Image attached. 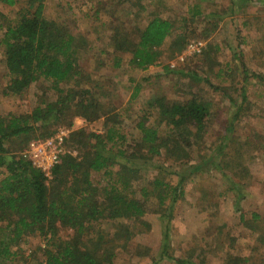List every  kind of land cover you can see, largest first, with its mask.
<instances>
[{
    "label": "trees",
    "instance_id": "16d2710c",
    "mask_svg": "<svg viewBox=\"0 0 264 264\" xmlns=\"http://www.w3.org/2000/svg\"><path fill=\"white\" fill-rule=\"evenodd\" d=\"M20 1L23 4L14 17L0 11V48L6 71L0 96L31 94L32 100L28 112L0 114V264L33 257L37 264H113L119 253L131 250L135 235L150 228L144 219L149 212L158 215L162 235L151 264L164 259L175 264H205L204 257L175 256L170 251L174 208L198 172L231 167L229 162L223 164V157L229 153L234 121L246 103L244 85L237 100L227 96L232 108L219 143L207 156L191 162L194 150L204 146L214 116L209 100L194 94L180 101L154 96L130 122L136 130L133 134L123 115L125 109L112 104L95 72L104 67L116 70L125 62L141 70L156 65L167 39L166 51L179 54L195 33V22L204 23L206 39L226 10L219 13L214 7H203L202 0H194L182 16L164 18L147 14L141 0H80L77 14L79 20L91 23L93 42L76 19L60 22L47 17V0L0 3L14 6ZM244 4L241 0L237 6L240 9ZM233 5L234 0H229L227 6ZM134 6L144 15L134 12ZM146 15L150 16L144 20ZM125 16L134 18V24L129 26ZM219 50L217 43L207 42L201 52L203 60ZM124 53L130 55L127 61ZM86 54L96 59L93 62L99 69H85ZM164 68L201 80L193 70ZM128 80L133 84L131 103L141 85L134 78ZM222 92L227 95L226 90ZM76 117L87 122L102 120V131L72 129ZM63 126L69 128L63 139L64 153L48 177L22 151L29 140L50 137ZM19 139L24 145L14 153L11 144ZM172 176H176L174 184L169 180ZM224 176L238 201L241 179L236 173ZM258 219L264 222L253 214V220ZM260 230L264 242V224ZM31 236L40 242L20 248ZM145 251L139 254L148 255ZM249 261L247 256H234L226 264Z\"/></svg>",
    "mask_w": 264,
    "mask_h": 264
},
{
    "label": "rangeland",
    "instance_id": "374dc122",
    "mask_svg": "<svg viewBox=\"0 0 264 264\" xmlns=\"http://www.w3.org/2000/svg\"><path fill=\"white\" fill-rule=\"evenodd\" d=\"M141 1L147 14L158 13L164 18H178L194 0H159L157 3ZM202 1L203 7L207 6L210 10L213 7L212 10L218 9L219 13L226 10L217 29L208 38L205 39L202 35L204 23L195 22L196 31L179 54L172 55L166 51L169 38L161 48L162 55L156 65L141 70L132 68L125 62L116 70L104 67L95 73L108 91L112 104L118 110L125 109L123 115L127 117L128 125H131L130 122L135 116L137 118L136 112L146 107L148 100L154 96L164 95L169 101H180L194 94L209 100L214 116L210 121V129L204 136V146L194 150L191 162L207 156L219 143L232 108L227 96L237 100L241 94L240 87L244 85L246 103L240 111V117L234 121L233 137L227 147L229 153L223 157V164L229 162L231 167L223 170L210 167L209 170L198 172L187 183L183 199L175 204L170 251L175 256L192 254L194 257H204L205 264H226L234 256L249 257V264H264V242L260 237L263 232L260 227L264 222L260 219L253 220V214L264 218V3L244 0V7L240 6L239 9L237 4L241 0H234L233 6H227L229 0ZM21 4L23 1L14 6L0 3V11L14 17ZM80 7V0H47L44 13L60 22L76 19L84 33L94 42L95 33L92 28L89 29L91 23L79 20L77 10ZM133 11L140 9L134 6ZM140 12V16H143L144 11ZM119 15L120 18L123 17L122 13ZM149 16L146 15L144 20ZM125 20L129 26L134 24L131 16H127ZM209 41L217 43L220 50L203 60L205 56L201 52L206 49ZM94 44L99 49L102 48L99 42ZM1 54L0 48V88L4 85L6 74ZM122 56L125 61L130 57L125 53ZM107 57L110 58L111 55ZM94 60L96 59H92L91 55H85L83 64L86 70L91 72L95 67L99 69ZM165 66L176 70H193L201 80L166 71ZM217 72L220 73L219 76H216ZM129 78H134L141 85L137 98L131 103L129 97L133 84ZM222 90H226L227 95ZM31 100V94L0 96V114L28 112ZM71 128L101 132L102 120L87 122L76 117ZM66 129L69 130L68 127ZM130 130L135 134L136 130L132 125ZM23 145L24 142L19 139L11 144V148L17 153ZM72 153L77 152L73 150ZM173 168L179 167L174 165ZM233 173L242 181V197L238 201L235 191L228 189L230 183L224 176L225 174L230 177ZM169 180L174 184L176 176ZM144 219L149 222L150 228L135 235L131 250L119 253L113 264L152 263L161 242V223L158 215L151 212ZM61 231L62 235L65 234V230ZM39 242L38 237L31 236L25 243L20 244V248L25 250L26 246L37 245ZM146 249L148 255L139 254L145 253ZM26 253L28 254L27 251ZM15 264H37V260L34 257L24 260L19 258ZM159 264L175 263L164 259Z\"/></svg>",
    "mask_w": 264,
    "mask_h": 264
},
{
    "label": "built area",
    "instance_id": "2783aa9c",
    "mask_svg": "<svg viewBox=\"0 0 264 264\" xmlns=\"http://www.w3.org/2000/svg\"><path fill=\"white\" fill-rule=\"evenodd\" d=\"M69 130L59 128L52 136L47 138H33L29 140L23 150V156L29 159L36 167L41 168L45 175L50 176V168L59 160L64 153L63 139Z\"/></svg>",
    "mask_w": 264,
    "mask_h": 264
}]
</instances>
